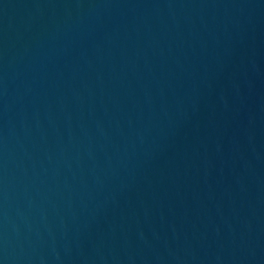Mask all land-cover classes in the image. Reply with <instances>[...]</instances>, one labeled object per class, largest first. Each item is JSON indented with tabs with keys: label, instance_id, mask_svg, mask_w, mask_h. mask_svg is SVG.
Returning a JSON list of instances; mask_svg holds the SVG:
<instances>
[{
	"label": "water",
	"instance_id": "1",
	"mask_svg": "<svg viewBox=\"0 0 264 264\" xmlns=\"http://www.w3.org/2000/svg\"><path fill=\"white\" fill-rule=\"evenodd\" d=\"M0 264H264V0H0Z\"/></svg>",
	"mask_w": 264,
	"mask_h": 264
}]
</instances>
